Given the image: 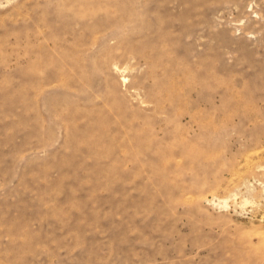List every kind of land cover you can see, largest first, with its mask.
<instances>
[{
	"label": "rangeland",
	"instance_id": "374dc122",
	"mask_svg": "<svg viewBox=\"0 0 264 264\" xmlns=\"http://www.w3.org/2000/svg\"><path fill=\"white\" fill-rule=\"evenodd\" d=\"M0 264H264V0H0Z\"/></svg>",
	"mask_w": 264,
	"mask_h": 264
}]
</instances>
